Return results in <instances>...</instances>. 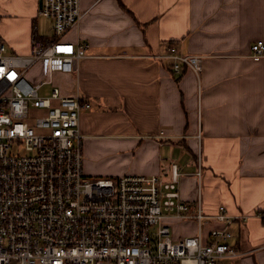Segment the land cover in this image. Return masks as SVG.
<instances>
[{"label":"crops","instance_id":"0c3cea01","mask_svg":"<svg viewBox=\"0 0 264 264\" xmlns=\"http://www.w3.org/2000/svg\"><path fill=\"white\" fill-rule=\"evenodd\" d=\"M79 4L84 15L65 39H86L88 56L75 72H57L63 95L92 104L80 119L85 173L170 179L177 163L181 195L193 199L200 153L206 210L264 209V55L252 51L264 40V0ZM39 6L40 0H0V33L17 53L31 50ZM50 34L51 28L44 38ZM170 45L203 57L199 76L187 67L176 73L170 59L157 57ZM232 231L244 254L230 264H264L262 221L250 217Z\"/></svg>","mask_w":264,"mask_h":264},{"label":"built area","instance_id":"2783aa9c","mask_svg":"<svg viewBox=\"0 0 264 264\" xmlns=\"http://www.w3.org/2000/svg\"><path fill=\"white\" fill-rule=\"evenodd\" d=\"M38 14L51 19V34L40 36L36 26L29 53L8 52L0 38V264H230L241 256L232 225L250 217L264 224V209L206 210L200 153L191 202L181 195L177 163L170 179L85 173L80 119L91 102L59 86L39 94L54 72H75L88 56L86 39H65L84 12L79 0H41ZM252 51L263 56L264 40ZM157 57L170 59L176 73L203 70L201 55L175 45ZM39 62L50 78L34 82L28 72ZM174 220L195 221V233L174 238Z\"/></svg>","mask_w":264,"mask_h":264},{"label":"rangeland","instance_id":"374dc122","mask_svg":"<svg viewBox=\"0 0 264 264\" xmlns=\"http://www.w3.org/2000/svg\"><path fill=\"white\" fill-rule=\"evenodd\" d=\"M36 24L38 25L39 32H40L41 36L44 37L45 35H47V32L49 33V30H50V28L52 26V21H51V19H49L47 17H43V16L41 17L40 16L39 17V21H37ZM8 52H13V50L9 46H8ZM41 74H42V76H40ZM28 76L33 81H35L37 79L36 81H40V82L41 81H44V80H48L50 78L47 75V73H42V70H41L39 64L35 65L31 69L30 73L28 72ZM61 85H63V82L61 80V77H60V75H59L58 72H55L53 74V76H52V82L51 83H43L41 85V87L39 89V94L40 95H43V96L44 95H50L54 86H59L60 87ZM196 198H197V196L195 198H193V199H187V198H184V199L187 200V201H189V202H191V201H193ZM219 206H217L214 210H211L209 212L210 213H213V214L214 213H217V211H218L217 208ZM190 221H192L193 223H195V221H193V220H174V221H171V224H173V237L174 238L183 237V236L178 235V232L179 233H182V234L188 233L187 235L194 234L195 231L194 232H191V231L194 228H196V225H193V223L190 222ZM238 223H246V222H238Z\"/></svg>","mask_w":264,"mask_h":264},{"label":"trees","instance_id":"16d2710c","mask_svg":"<svg viewBox=\"0 0 264 264\" xmlns=\"http://www.w3.org/2000/svg\"><path fill=\"white\" fill-rule=\"evenodd\" d=\"M36 26H37L36 23H34V25H33V31L35 30V27ZM0 38L4 39L6 41V43H7V40L5 39V37L1 33H0ZM7 45H8V43H7ZM9 47L13 50V52H17L16 50H14L13 47H11V46H9Z\"/></svg>","mask_w":264,"mask_h":264},{"label":"water","instance_id":"95a60500","mask_svg":"<svg viewBox=\"0 0 264 264\" xmlns=\"http://www.w3.org/2000/svg\"><path fill=\"white\" fill-rule=\"evenodd\" d=\"M40 5H41V0H40Z\"/></svg>","mask_w":264,"mask_h":264}]
</instances>
